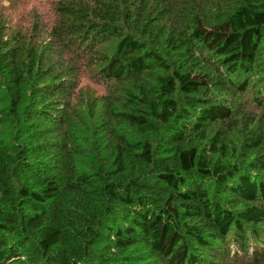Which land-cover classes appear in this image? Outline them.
Listing matches in <instances>:
<instances>
[{
	"label": "trees",
	"instance_id": "1",
	"mask_svg": "<svg viewBox=\"0 0 264 264\" xmlns=\"http://www.w3.org/2000/svg\"><path fill=\"white\" fill-rule=\"evenodd\" d=\"M54 15L0 16V264H264V0Z\"/></svg>",
	"mask_w": 264,
	"mask_h": 264
},
{
	"label": "rangeland",
	"instance_id": "2",
	"mask_svg": "<svg viewBox=\"0 0 264 264\" xmlns=\"http://www.w3.org/2000/svg\"><path fill=\"white\" fill-rule=\"evenodd\" d=\"M56 3L57 0H0V16L14 30L26 31L31 27L33 15L36 12L42 15L43 21L52 23L55 19L54 8ZM97 71V68L83 71L74 99L75 107L86 114L88 120L90 118L87 107L94 102H101V99L110 93V85L99 79L96 75ZM114 91L119 92L120 90L114 87ZM249 99L252 100V96ZM102 109V104L99 103L97 118L102 114Z\"/></svg>",
	"mask_w": 264,
	"mask_h": 264
}]
</instances>
